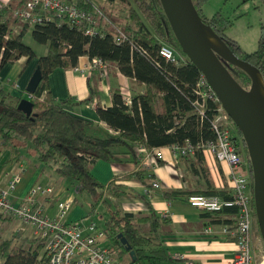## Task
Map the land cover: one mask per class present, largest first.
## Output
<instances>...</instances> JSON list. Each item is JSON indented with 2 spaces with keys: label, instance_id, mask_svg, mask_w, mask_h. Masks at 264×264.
Wrapping results in <instances>:
<instances>
[{
  "label": "trees",
  "instance_id": "obj_1",
  "mask_svg": "<svg viewBox=\"0 0 264 264\" xmlns=\"http://www.w3.org/2000/svg\"><path fill=\"white\" fill-rule=\"evenodd\" d=\"M25 1L10 0L7 5L0 4V66L21 56L28 59L36 57L35 50L24 41L29 33L36 44L46 47V52L37 57L42 77L30 99L33 103L30 116L17 109L22 97L0 88V146L10 144L12 148H16L18 144L28 151L32 150L38 161L59 177L77 183V193H87L91 199L88 216L94 215L105 192L103 184L92 173L94 160H112L121 149L134 157L137 155V143L151 150L173 144L184 145L186 140L195 144L215 139L209 121L216 104L211 100L207 101L205 119H198L193 105V88L200 72L181 52L159 0H108L109 3L119 2L127 9L120 27L126 39L121 43L114 42L117 31L111 27V20L107 15L100 13L99 16L92 0H77V4L84 11H91L95 15L97 27L105 34L103 37L99 34L84 35L81 30L72 27L65 16H53L50 22L37 24L31 29L22 24L14 32L13 26L17 24V20L11 9L21 8ZM192 1L203 21L225 40L238 58L256 67L264 81V25L261 26L257 48L246 52L235 40L226 36L225 29L229 24L226 19L219 14L211 17L201 14V6L206 0ZM161 43L170 45L182 54L183 63L177 65L159 56L158 47ZM83 55L98 56L105 64L114 65L124 75L133 77L138 85H144L141 93L133 90L130 106L125 104L121 95L114 94L111 106L97 109L99 118L114 129L117 135L101 136L88 132L86 127L90 123L64 108L70 102L69 99L54 101L43 100L41 97L44 92H50L48 74L57 67L75 66L78 58ZM224 64L243 87L249 86L250 79L245 72L236 66ZM234 131L242 141L243 153L251 170L245 143L236 126ZM193 155H196L204 169L203 151L196 150ZM197 193L200 192L192 194ZM202 194L219 195L225 199L230 197L229 194L215 191ZM171 195L175 196L177 193L165 194L166 197ZM227 210L236 212L235 207H227L220 211L207 210V213L219 215ZM139 220L149 221L147 230ZM164 224L165 220L154 216L137 220L132 215L122 216L117 211H109L102 227L106 238L130 257L128 264H154L155 260L167 259L160 241L162 231L154 229ZM2 232L0 227V264H42L38 256L43 240L23 237L19 241L18 235L4 239ZM118 234L126 238L134 254H129ZM173 258L177 264H186L182 257Z\"/></svg>",
  "mask_w": 264,
  "mask_h": 264
},
{
  "label": "crops",
  "instance_id": "obj_2",
  "mask_svg": "<svg viewBox=\"0 0 264 264\" xmlns=\"http://www.w3.org/2000/svg\"><path fill=\"white\" fill-rule=\"evenodd\" d=\"M113 4L115 3H109L108 6ZM44 53L36 52V57L31 59L21 56L0 66V88L30 100L26 86L37 66V57ZM87 61L88 56L83 55L78 58L77 64L84 65ZM47 84L50 92L42 94L43 100L69 99L70 102L64 108L88 121V132L101 136L117 135V132L99 118L97 109L111 106L114 94L121 95L125 102L126 97L132 99L133 90L138 93L144 91V85H138L133 77H128L116 66L105 63L103 75L92 71L89 76H83L72 67L54 68L47 76ZM159 148L162 159L149 157L141 160L137 155L132 157L121 149L112 160H94L92 173L105 189L103 199L95 209V213L99 211V217L96 216L99 219L96 221L94 215L88 216L90 197L88 207L84 208L77 201V197L72 195L75 204L69 210L67 220L92 219L99 226H103L109 211H117L122 216L132 215L137 220L154 216L166 221V224L154 229L162 231L160 241L167 257L166 260H155L154 264H177L173 261V256L184 258L186 264H231L236 252L237 239L233 231L237 213L229 210L219 215L207 213L190 205L186 199L188 195L196 192L215 191L229 194L232 183L226 164L217 161L212 154L203 152L202 169L196 155L176 157L169 147ZM240 149L247 160L243 147ZM51 172V169L38 161L32 150L28 151L18 144L16 148H12L10 144L0 146V189L7 188L12 176L18 175L20 178L10 193L13 203L23 201L33 185L47 184L55 188L56 195L39 200L44 212L54 216L56 202L69 197L71 193L68 191L69 185H76L75 192L78 187L74 181ZM153 181H157L160 188H153ZM169 192H176L177 195L166 197L165 194ZM9 219L13 218L0 214V227L5 228ZM139 223L145 230L148 229L149 221L139 220ZM18 226L19 224L14 226L15 231ZM255 226L258 229L254 217L251 237L254 257L258 242ZM105 244L108 246V243ZM260 257L258 264H264V258Z\"/></svg>",
  "mask_w": 264,
  "mask_h": 264
},
{
  "label": "built area",
  "instance_id": "obj_3",
  "mask_svg": "<svg viewBox=\"0 0 264 264\" xmlns=\"http://www.w3.org/2000/svg\"><path fill=\"white\" fill-rule=\"evenodd\" d=\"M8 1L0 0V4L7 5ZM11 11L20 23L13 26L14 32H17L22 24L31 29L37 24L50 22L53 16H65L71 26L83 25V34L86 36L105 35L97 27L95 15L91 11L81 9L77 0H26L21 8H12ZM106 21L109 22L107 19ZM116 31L114 42H123L126 39L125 35L121 30ZM139 50L144 53L143 49ZM158 54L166 61L177 65L184 61L182 54L166 43L159 45ZM72 69L83 76H89L92 71H98L103 75L104 61L98 56L88 57L84 65L76 64ZM193 94L194 110L200 121L205 119L207 101L211 100L216 104L209 121L215 139L195 144L186 140L184 145L173 144L169 148L176 157L193 155L196 150L212 154L217 161L226 164L232 185L230 197L226 199L219 195L202 193L190 194L186 199L190 205L206 211L235 207L237 219L233 233L237 241L231 264H256L251 246L252 221L255 215L252 174L248 161L241 154L242 141L234 131L233 121L202 73L193 88ZM28 96L32 99L31 93H28ZM125 102L130 106L132 99L126 97ZM135 149L141 160L149 157L156 160L163 157L159 147L148 150L143 144L137 143ZM19 179L18 175L12 176L7 188L0 189V213L14 218L19 223L18 231H25L27 238L43 240L38 256L42 264H117L105 244L106 234L102 226L91 219L67 220L73 199L66 197L58 200L54 216L44 212L39 199L56 195L54 187L42 183L35 184L29 189L23 201L13 203L10 193ZM152 187L158 189L160 184L153 181Z\"/></svg>",
  "mask_w": 264,
  "mask_h": 264
},
{
  "label": "water",
  "instance_id": "obj_4",
  "mask_svg": "<svg viewBox=\"0 0 264 264\" xmlns=\"http://www.w3.org/2000/svg\"><path fill=\"white\" fill-rule=\"evenodd\" d=\"M159 2L181 52L204 75L245 143L251 165L255 217L264 246V81L256 67L238 58L225 40L203 21L192 0ZM224 63L245 72L249 86L243 87ZM41 77L36 66L26 86L28 93H34ZM17 109L30 116L33 103L22 98ZM118 237L129 254H134L126 238L121 234Z\"/></svg>",
  "mask_w": 264,
  "mask_h": 264
},
{
  "label": "rangeland",
  "instance_id": "obj_5",
  "mask_svg": "<svg viewBox=\"0 0 264 264\" xmlns=\"http://www.w3.org/2000/svg\"><path fill=\"white\" fill-rule=\"evenodd\" d=\"M92 2L98 12L105 16L107 15L110 18V25L113 30H120V27L122 26L121 23L126 17V7L119 2H116L111 8L108 6V0H92ZM201 12L204 17H211L219 14L221 18L226 19L229 23L225 29L226 36L235 40L242 50L251 52L257 48L261 26L264 25V0H206L201 6ZM17 24H20L19 21H17ZM24 41L31 45L36 52H46V47L44 45L36 44L29 33L24 37ZM51 173L55 174L54 172ZM75 186L72 183L69 185L68 191L71 193H69L68 196L73 199L72 195H74L84 208L88 207L90 202L89 196L87 193L78 195L77 192H75ZM74 204L75 201H72L71 207ZM94 216L96 221H98L99 218L97 217H99V211H96ZM17 224L19 223L14 218L9 219L5 228L1 227L3 229L2 237L4 239H10L13 238V236L18 235L17 240L19 239V241H21L23 237H26V234H24L25 231L19 232L18 230H14V226ZM254 229L258 241L256 247L257 253L254 258L256 264H258L260 255L261 259L264 258V246L259 230L256 226ZM252 235L253 229L251 231V237ZM105 240V243H108L110 254L117 264H128L130 257H128L121 248L118 246L116 247L112 240L107 238Z\"/></svg>",
  "mask_w": 264,
  "mask_h": 264
},
{
  "label": "bare ground",
  "instance_id": "obj_6",
  "mask_svg": "<svg viewBox=\"0 0 264 264\" xmlns=\"http://www.w3.org/2000/svg\"><path fill=\"white\" fill-rule=\"evenodd\" d=\"M72 27H75V28H77V29L81 30V31H82V33H83V27H84L83 25H82V26H80V27H79V26H72Z\"/></svg>",
  "mask_w": 264,
  "mask_h": 264
}]
</instances>
